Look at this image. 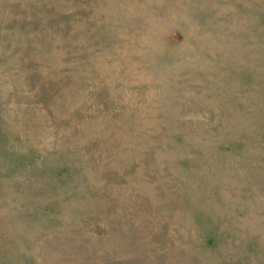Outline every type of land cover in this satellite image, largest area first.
Returning <instances> with one entry per match:
<instances>
[{
	"label": "rangeland",
	"instance_id": "374dc122",
	"mask_svg": "<svg viewBox=\"0 0 264 264\" xmlns=\"http://www.w3.org/2000/svg\"><path fill=\"white\" fill-rule=\"evenodd\" d=\"M0 264H264V0H0Z\"/></svg>",
	"mask_w": 264,
	"mask_h": 264
}]
</instances>
